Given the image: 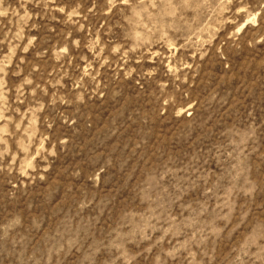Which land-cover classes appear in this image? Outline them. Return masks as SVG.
<instances>
[{"label":"rangeland","instance_id":"1","mask_svg":"<svg viewBox=\"0 0 264 264\" xmlns=\"http://www.w3.org/2000/svg\"><path fill=\"white\" fill-rule=\"evenodd\" d=\"M0 264H264V0H0Z\"/></svg>","mask_w":264,"mask_h":264}]
</instances>
